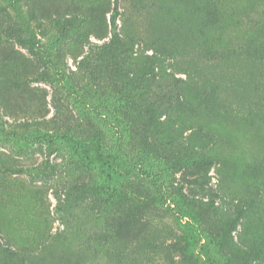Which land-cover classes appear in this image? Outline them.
<instances>
[{"label":"rangeland","instance_id":"374dc122","mask_svg":"<svg viewBox=\"0 0 264 264\" xmlns=\"http://www.w3.org/2000/svg\"><path fill=\"white\" fill-rule=\"evenodd\" d=\"M209 1L237 15L214 44L264 52V0ZM112 9L113 0H0V264H264V88L257 80L255 91L245 75L252 66L264 78L262 62L204 60L177 0H120L117 26L134 41L123 75L129 100L125 108L121 95L98 101L81 62L108 41ZM19 11L41 22L23 40L3 35ZM54 20L75 33L47 38ZM187 75L225 79L223 98L249 99L220 111L203 170L180 161L195 132L175 82ZM151 110L153 126L144 128ZM35 129L58 141L37 139ZM63 132L126 175L131 203L75 193L101 173L71 154ZM186 203L205 220L193 221ZM235 215V230L221 237Z\"/></svg>","mask_w":264,"mask_h":264},{"label":"trees","instance_id":"16d2710c","mask_svg":"<svg viewBox=\"0 0 264 264\" xmlns=\"http://www.w3.org/2000/svg\"><path fill=\"white\" fill-rule=\"evenodd\" d=\"M119 2L120 0H113V9L109 15L108 41L96 48L93 56L94 59L90 56L86 57V60L81 62V66L83 65L88 70L87 80L95 88L94 98L98 101H105L112 94H116V96L121 95L125 97V103L121 104L125 108L129 97L128 94H125L124 89L126 87L128 88L132 82H127L123 75L129 66L128 61L132 57L129 52L132 49L134 41L132 38H124L117 26ZM177 2L184 7L185 15L190 19L191 29L187 32L186 36L194 44L196 51L201 54L204 60L207 62H221L227 60L229 55L238 54L249 56L253 59L258 58L264 67V52L259 51L253 44H246L241 52L237 53L230 48H220L213 43L214 35H216L217 39L221 29H225L229 27L231 22L237 21L235 18L237 15L233 11L225 12L218 3L216 4L209 0H198L196 4L189 0H177ZM160 14L163 17L165 16L163 7L160 8ZM53 25L52 30L49 32L50 35L46 33L45 35L54 42L57 39H66L68 34L75 33V30L68 22L61 23L59 20H54ZM36 27L40 28L41 22L34 13L30 11L28 14H23L19 11L15 24L10 25L4 30L3 35L6 37L15 35L20 40H23L22 34L29 33L30 29ZM164 44L170 49L173 48L172 44L168 42H164ZM56 62H52L54 68L58 65ZM95 62L97 68L92 66ZM140 74L141 71H138L137 75L140 76ZM245 75L250 87L251 84L255 83L253 85L255 91L258 87L257 80H260L259 86L264 88L263 75L255 67L250 66L249 71ZM175 82H179L178 84L181 85L178 86L182 96L179 104L185 114H187V124L195 126V132L190 135L187 149L180 156V161L187 168L196 170L206 169L212 164L211 158H214L209 155L208 143L212 140L216 142L218 140V135H214L216 133L214 129L218 125L217 117L219 118L221 115L226 114L220 111L227 110L228 106L235 103L239 108H245L249 99L245 93L236 95L234 100L223 98L222 95L227 89L225 79L207 78L205 75H198L197 77L187 75L185 80L175 79ZM128 110L129 112L137 111L134 105H131ZM119 111L122 115H125V118L128 117V111L125 112L123 109H119ZM153 122V111L151 110V115L146 119L144 128L153 126ZM0 130H2L1 127ZM11 135L17 136L13 133ZM35 136L47 144H53L54 141H58L55 135H49L40 129H35ZM61 137L65 139L73 156L89 169L98 167L101 173V179L99 181L75 188L74 191L77 195L95 198L104 196L106 197L105 205H108V202H113L118 205L117 208L122 207L121 205L126 206V204L131 203V199L127 194L126 175H122L111 163L99 161L101 160L100 156H96L91 151L88 143L81 141L80 138L70 136L65 132L62 133ZM197 172L200 175L205 174L203 171ZM199 180L204 184L202 179ZM186 204L188 205L189 213L193 221L199 222L205 220L204 213H195L194 207L188 203ZM122 212L124 214V210ZM238 220L239 215H235L229 219L222 228L223 236L221 235V237H225L226 234L234 231ZM183 251L187 252L186 249Z\"/></svg>","mask_w":264,"mask_h":264}]
</instances>
